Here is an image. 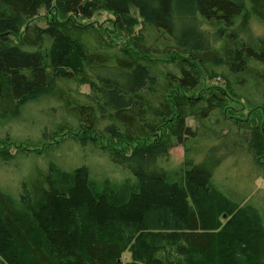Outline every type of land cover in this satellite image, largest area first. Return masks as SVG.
Listing matches in <instances>:
<instances>
[{
    "label": "trees",
    "instance_id": "trees-1",
    "mask_svg": "<svg viewBox=\"0 0 264 264\" xmlns=\"http://www.w3.org/2000/svg\"><path fill=\"white\" fill-rule=\"evenodd\" d=\"M101 8L119 28L135 22V10L142 18L128 46L81 22ZM42 9L56 13L44 26L32 22ZM249 18L264 27V0H0V111L19 115L30 102L55 98L76 120L78 144L98 147L135 180L119 204L92 189L85 164L72 185L54 180L61 170L52 164L24 178L21 193L0 187L2 264H123L126 252V264H264V214L256 210L247 229V196L212 186L216 169L243 153L264 177L261 127L224 112L230 94L253 97L251 80L264 112V37L247 33ZM148 35L165 36V51ZM215 63L234 78L208 95L191 94L204 75L219 77ZM84 85L89 93H73ZM69 129L60 123L54 134ZM150 137L130 153L120 147ZM178 145L185 158L170 170L164 162ZM0 156L11 161L6 150ZM251 229L261 234L258 249Z\"/></svg>",
    "mask_w": 264,
    "mask_h": 264
},
{
    "label": "rangeland",
    "instance_id": "rangeland-1",
    "mask_svg": "<svg viewBox=\"0 0 264 264\" xmlns=\"http://www.w3.org/2000/svg\"><path fill=\"white\" fill-rule=\"evenodd\" d=\"M54 15H56L55 12L42 9L32 22L44 26ZM134 17L135 22L125 24L123 28H119L115 23L114 14L101 8L92 18L83 19L81 22L93 24L109 41L115 45L126 47L131 37L139 33L142 27V18L139 17L136 10ZM246 31L253 39L264 37V27L252 18L248 19ZM166 39L163 35L162 40L154 38V35L151 37L148 35V42L156 44L162 49V52L165 51L164 43ZM162 58L166 59L165 56ZM164 60L163 64L166 61ZM164 66L162 65V67ZM215 66L224 69L218 70L219 77L212 78L204 75L200 85L192 90L191 94L208 95L218 86L225 87L229 78L230 80L234 78V73L231 72V69L224 67V63H215ZM168 68L173 69V66L168 64ZM250 82V91L253 97L249 98L246 95H241V93H239V97L230 94L227 97L224 112L227 116L250 119L251 123L260 126L264 133V112L259 107L261 101L260 86L254 80ZM77 89L82 93L90 92V88L86 85L76 87L74 94L78 91ZM218 116V112L214 113L212 121H215ZM235 121V119L229 121L231 128L234 127L232 125ZM60 123H66L72 129L61 134H54V126ZM188 123L193 127L199 126V122L195 119H189ZM207 123L211 124L210 121ZM43 130L48 132L47 137L43 134ZM79 130L76 120L69 116L53 97L41 98L38 101L26 104L19 115L6 110L0 111V151H8L11 157V161L7 162L0 156V187L13 194L21 193L23 179L30 175L36 167L46 173L54 165L61 170L59 174L54 175V180L60 185H72L73 171L85 164L91 169L92 189L98 193H107L112 203H123L128 196V192L134 190V178L124 170L112 165L107 157L100 154L98 147L92 145L80 146L77 141ZM222 131V133H226L229 128L224 127ZM161 134L162 131H160V136ZM156 137L131 143H121L120 147L130 153L136 146L152 142ZM102 143L106 144V142ZM184 158L185 147L183 145L175 146L170 150V160L164 162V165L173 170L184 161ZM255 162L245 153L237 157L230 156L216 169L212 182L213 188L217 191L221 188L228 192L232 198L247 196L242 201V205H249L243 215L245 216L246 225H248L247 229L251 228L253 221H255L253 215L256 210L264 214L263 169L257 166ZM259 162L262 163L264 168V159L261 158ZM227 218L228 216L225 213L222 220L226 221ZM245 232L248 239H251L253 249H258L257 243L261 240L260 245L264 247V240H259L260 233L253 235V229ZM122 261L123 264L131 262L132 254L130 252L124 253ZM2 263L3 261L0 258V264Z\"/></svg>",
    "mask_w": 264,
    "mask_h": 264
}]
</instances>
